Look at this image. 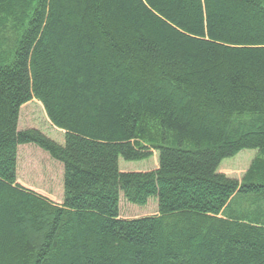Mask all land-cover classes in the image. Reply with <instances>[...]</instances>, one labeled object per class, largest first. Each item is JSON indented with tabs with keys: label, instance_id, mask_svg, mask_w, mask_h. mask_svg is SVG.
I'll use <instances>...</instances> for the list:
<instances>
[{
	"label": "trees",
	"instance_id": "obj_1",
	"mask_svg": "<svg viewBox=\"0 0 264 264\" xmlns=\"http://www.w3.org/2000/svg\"><path fill=\"white\" fill-rule=\"evenodd\" d=\"M33 1L0 54V264H264V177L218 171L264 148V0ZM31 98L63 144L18 129ZM21 144L61 164L60 204L16 182Z\"/></svg>",
	"mask_w": 264,
	"mask_h": 264
},
{
	"label": "rangeland",
	"instance_id": "obj_2",
	"mask_svg": "<svg viewBox=\"0 0 264 264\" xmlns=\"http://www.w3.org/2000/svg\"><path fill=\"white\" fill-rule=\"evenodd\" d=\"M12 0L0 5V54L10 51L9 43L17 39L32 14L34 1ZM14 45V42H13ZM12 45V47H13ZM18 129L36 128L47 137L63 144L64 130L51 123L43 105L36 98H31L19 109ZM153 129V124L149 123ZM264 160V148H241L231 157L224 158L218 171L244 181L258 180L264 177V169L256 166ZM157 152L146 159L127 161L119 157L120 170H150L157 166ZM16 182L24 188L47 198L55 204L61 203L62 197V166L50 158L47 152L34 144L17 146ZM119 214L122 218H135L156 214L157 202L150 198L144 206L128 203L120 194Z\"/></svg>",
	"mask_w": 264,
	"mask_h": 264
}]
</instances>
